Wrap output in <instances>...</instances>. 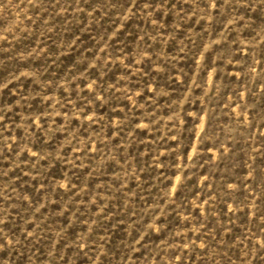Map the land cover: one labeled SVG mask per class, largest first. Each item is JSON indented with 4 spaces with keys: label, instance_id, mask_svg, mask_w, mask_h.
Masks as SVG:
<instances>
[{
    "label": "rangeland",
    "instance_id": "obj_1",
    "mask_svg": "<svg viewBox=\"0 0 264 264\" xmlns=\"http://www.w3.org/2000/svg\"><path fill=\"white\" fill-rule=\"evenodd\" d=\"M0 264H264V0H0Z\"/></svg>",
    "mask_w": 264,
    "mask_h": 264
}]
</instances>
